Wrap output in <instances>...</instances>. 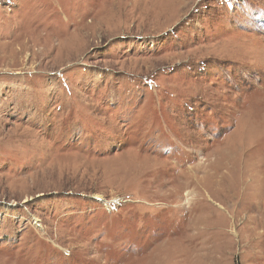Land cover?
<instances>
[{
	"label": "rangeland",
	"instance_id": "374dc122",
	"mask_svg": "<svg viewBox=\"0 0 264 264\" xmlns=\"http://www.w3.org/2000/svg\"><path fill=\"white\" fill-rule=\"evenodd\" d=\"M0 264H264V0H0Z\"/></svg>",
	"mask_w": 264,
	"mask_h": 264
}]
</instances>
